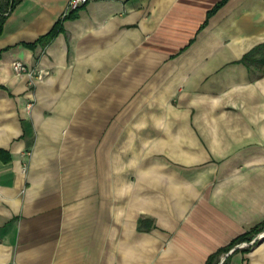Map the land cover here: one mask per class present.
Masks as SVG:
<instances>
[{"label":"crops","instance_id":"0c3cea01","mask_svg":"<svg viewBox=\"0 0 264 264\" xmlns=\"http://www.w3.org/2000/svg\"><path fill=\"white\" fill-rule=\"evenodd\" d=\"M220 1L5 14L0 264H206L264 221V0ZM226 255L264 264V237Z\"/></svg>","mask_w":264,"mask_h":264},{"label":"trees","instance_id":"16d2710c","mask_svg":"<svg viewBox=\"0 0 264 264\" xmlns=\"http://www.w3.org/2000/svg\"><path fill=\"white\" fill-rule=\"evenodd\" d=\"M19 1L20 0H11L6 11L0 9V35L3 31V25L5 22V13L6 12L8 13ZM225 1L226 0H221L215 6V9L218 8L219 6H221ZM73 11H75V10H73ZM73 11H71L68 15H65L63 18L72 16ZM62 21H63V19H60L53 26V28L46 35L41 36L39 38V40H42V39L50 40L55 35H57L63 29ZM262 48H264V44H261V45L255 47L253 50H251L250 52L246 53L243 56L242 61L247 66H250L251 64H259V65L264 64V51H262ZM263 228H264V221L254 225L250 230H247L246 232L242 233L241 235H239L238 237L233 239L228 245H226V246L220 248L219 250H217L216 252L212 253L208 257L206 264H219V262H220L219 258L222 255V253H224V252L226 253V252L230 251L237 243H239L241 241L251 239L256 233L261 231ZM229 256L230 255H227L221 264H227V260H228Z\"/></svg>","mask_w":264,"mask_h":264},{"label":"built area","instance_id":"2783aa9c","mask_svg":"<svg viewBox=\"0 0 264 264\" xmlns=\"http://www.w3.org/2000/svg\"><path fill=\"white\" fill-rule=\"evenodd\" d=\"M88 0H69L67 9L65 11V14L70 13L73 10H77L81 5L86 3ZM7 13V12H6ZM5 13V14H6ZM13 69L16 73H28L30 76H32L34 73L32 70H30L23 62L19 60H15L12 63ZM27 107H30V104H28ZM263 236V234L260 235V237Z\"/></svg>","mask_w":264,"mask_h":264},{"label":"rangeland","instance_id":"374dc122","mask_svg":"<svg viewBox=\"0 0 264 264\" xmlns=\"http://www.w3.org/2000/svg\"><path fill=\"white\" fill-rule=\"evenodd\" d=\"M263 234V236L260 237V235ZM264 237V230L259 231L258 233H256L251 239L247 240V241H241L239 243H237L235 246H250V245H254L259 239Z\"/></svg>","mask_w":264,"mask_h":264},{"label":"water","instance_id":"95a60500","mask_svg":"<svg viewBox=\"0 0 264 264\" xmlns=\"http://www.w3.org/2000/svg\"><path fill=\"white\" fill-rule=\"evenodd\" d=\"M226 256H227V255H226ZM226 256L223 257L222 261L226 258ZM222 261H221V263H222ZM221 263H220V264H221Z\"/></svg>","mask_w":264,"mask_h":264}]
</instances>
